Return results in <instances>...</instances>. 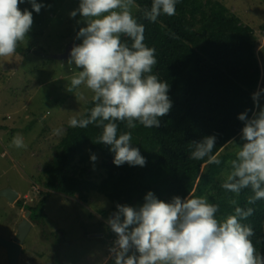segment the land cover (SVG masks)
Masks as SVG:
<instances>
[{"label":"clouds","instance_id":"clouds-1","mask_svg":"<svg viewBox=\"0 0 264 264\" xmlns=\"http://www.w3.org/2000/svg\"><path fill=\"white\" fill-rule=\"evenodd\" d=\"M30 3L36 13L45 7L37 0H0V57H11L32 29L33 12L21 10V3ZM178 0H152L144 9V19L156 22L161 15L174 16ZM136 0H80L79 7L70 12L79 14L86 26L80 27L67 61L80 70L71 79L72 89L84 85L94 95V107L86 118L73 116L71 128H87L95 124L102 128L96 143L110 146L114 164L145 166L146 158L132 146L131 132L118 134L119 122L129 129L136 122L145 128L160 127V119L172 108L169 84L152 74L157 64L156 49L145 44V25L133 15ZM81 21H77L79 24ZM126 38V39H124ZM264 88L252 94L257 111L239 114L244 123L235 158L221 187L240 195L251 189L254 195L247 204L264 200V106L260 97ZM60 134L61 129L54 130ZM215 135L194 141L191 159L209 164L221 163L212 155L217 145ZM16 148H25L23 137H13ZM97 157L91 156L95 162ZM142 206L117 204L107 220L116 234L109 248L114 264H264V252H258L252 240L254 229L241 221L254 214V208L238 206L229 201L234 213L218 217L219 204L210 203L205 196H179L166 202L149 191ZM25 205V203H24ZM30 211V210H28ZM31 214V211H30Z\"/></svg>","mask_w":264,"mask_h":264},{"label":"trees","instance_id":"trees-1","mask_svg":"<svg viewBox=\"0 0 264 264\" xmlns=\"http://www.w3.org/2000/svg\"><path fill=\"white\" fill-rule=\"evenodd\" d=\"M136 3L139 8L133 15L145 25L144 42L156 49L157 64L152 74L169 84L172 101L169 113L159 118L158 128H145L136 122V127L129 129L126 122L117 121L118 134L131 132L132 146L140 149L146 165L117 166L110 146L96 143L102 128L95 124L87 128L68 126L53 158L42 170L48 191L38 204L25 207L32 218L42 219L51 190L77 196L83 202L96 191L111 202L110 208L100 210L109 218L117 211V204H142L152 191L166 202L175 196H205L210 203L220 205L217 216L223 217L234 213L235 206L229 201L235 199L238 206L254 208V214L241 222L254 229L252 240L257 251L264 252V200L249 205L247 198L254 195L250 188L237 196L221 187L230 171L228 162L235 158L236 152L229 148L244 126L238 116L251 110V118L256 110L252 94L260 84L262 68L255 29L221 0H178L174 16L161 15L154 23L143 16L152 0ZM19 7L24 10V3ZM93 107L91 99L77 118H86ZM211 135L217 137L212 155L218 154L221 163L209 164L207 157L191 159L192 142ZM94 154L101 156L105 170L100 180L90 177L88 164ZM17 204L22 206L23 201Z\"/></svg>","mask_w":264,"mask_h":264},{"label":"rangeland","instance_id":"rangeland-1","mask_svg":"<svg viewBox=\"0 0 264 264\" xmlns=\"http://www.w3.org/2000/svg\"><path fill=\"white\" fill-rule=\"evenodd\" d=\"M221 1L257 33L256 53L262 68L258 91L264 88V0ZM37 2L45 5L40 13L32 11L30 3H24V8L33 12L34 20L28 36L13 56L0 57V190L11 187L19 193L14 202L0 196V264H10L7 243L15 241L24 219L31 225L16 264H114L108 250L117 237L109 232L108 218L100 213L111 206L106 196L92 191L89 201L83 202L77 196L51 190L42 219L27 215L24 205L38 204L48 191L43 167L53 158L70 118L78 117L94 95L84 85L68 91L73 75L82 69L69 66V58H54L64 53L71 42L82 43L76 35L86 24L79 14L76 18L69 15L79 7L80 0ZM138 8L136 3L133 14ZM262 103L264 94L260 97ZM56 129H61L60 134H55ZM17 134L23 137L25 148L12 144ZM236 140L230 151L236 152L243 143L240 136ZM94 155L96 161L88 164L90 177L100 180L105 170L101 156ZM18 200L23 201L22 206ZM142 205L136 202L131 206Z\"/></svg>","mask_w":264,"mask_h":264},{"label":"water","instance_id":"water-1","mask_svg":"<svg viewBox=\"0 0 264 264\" xmlns=\"http://www.w3.org/2000/svg\"><path fill=\"white\" fill-rule=\"evenodd\" d=\"M75 42H71L67 48L66 51L62 54L54 56L57 59H67L70 56V51L72 47L74 46ZM0 196H4L7 199H9L10 202H14L17 197H19V193L12 189L11 187L4 188L0 190ZM30 214V211H27V215ZM31 225V222L28 219H24L20 225H19V232L15 236V241H9L7 243L8 252H9V258H10V264H16V260L18 259V254L20 252L21 244L23 241V238Z\"/></svg>","mask_w":264,"mask_h":264}]
</instances>
